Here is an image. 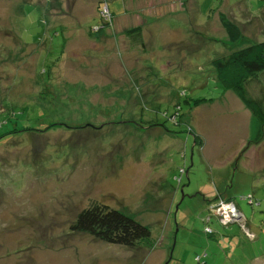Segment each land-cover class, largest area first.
I'll list each match as a JSON object with an SVG mask.
<instances>
[{"label": "rangeland", "instance_id": "obj_1", "mask_svg": "<svg viewBox=\"0 0 264 264\" xmlns=\"http://www.w3.org/2000/svg\"><path fill=\"white\" fill-rule=\"evenodd\" d=\"M93 1L0 0V264H264V128L211 66L264 40V0H104L111 26L88 40ZM246 89L261 99L264 75ZM93 205L153 247L71 232Z\"/></svg>", "mask_w": 264, "mask_h": 264}, {"label": "trees", "instance_id": "obj_2", "mask_svg": "<svg viewBox=\"0 0 264 264\" xmlns=\"http://www.w3.org/2000/svg\"><path fill=\"white\" fill-rule=\"evenodd\" d=\"M96 11L101 19L100 26L93 25L90 27V32L93 34L101 33L107 28H110L112 23V16L108 8L107 3L104 0H100ZM105 3V4H104ZM102 6V7H101ZM104 6V7H103ZM264 10V3L259 11ZM106 11V12H105ZM257 11V13L259 12ZM253 16V11L248 10ZM120 13V12H119ZM256 13V14H257ZM218 18L222 29L225 31L228 43L230 46H235L246 42L243 30L235 22L228 20L223 13H218ZM139 28L126 31L127 37L134 35H140ZM249 46L240 48L233 51L227 56L218 58L211 63L213 70V81L221 86L224 94L226 91H233L243 104L248 108L251 114L261 123V128H264V92L261 99H252L247 94L246 85L250 81H254L257 76L264 75V40L251 42ZM213 98L209 99H192L189 105L193 108H197L201 105L212 103ZM176 106V105H175ZM174 106V107H175ZM175 107L173 113L169 116L170 123L174 126H178L177 119L179 113H177ZM179 110V109H178ZM56 125V124H54ZM80 128V127H79ZM74 129V128H71ZM26 131V130H25ZM263 130L257 134L256 140L262 136ZM189 133H192L191 129H188ZM194 144L199 147L201 141L196 135H193ZM258 144L257 142H253ZM4 143H0V146ZM180 177L178 184L182 182L183 176H187V170L182 168L179 170ZM248 203L253 206L255 203L252 196L245 198ZM221 203H229L230 199H222ZM220 203V204H221ZM259 205V204H258ZM240 213V212H239ZM241 214V213H240ZM210 217H208L209 221ZM228 224V223H227ZM226 226V224H221ZM71 232H83L89 234V236L96 238L108 245H116L126 248H135L138 246H145L148 248L153 247V241L151 233L147 226L140 224L133 220L131 217L124 215L118 210L109 209L106 206L93 205L89 208L83 209L76 216L74 222L70 225Z\"/></svg>", "mask_w": 264, "mask_h": 264}, {"label": "crops", "instance_id": "obj_3", "mask_svg": "<svg viewBox=\"0 0 264 264\" xmlns=\"http://www.w3.org/2000/svg\"><path fill=\"white\" fill-rule=\"evenodd\" d=\"M93 2H94V5H93V6H91V7H90V5L87 6V11H86V12H87L88 15H87V19L85 20V22H86L88 19L91 18V16L93 15L92 11H93L94 9L97 8V5H98V4L96 3L97 0H95V1H93ZM75 28H76V27H75ZM75 30H77V31H78V30H81V32H84V30H82L80 27H78V28L72 30L71 32H74ZM127 30H128V29H127ZM73 37L78 39L79 35H76V36H72V37H70L69 40L71 41V43H72ZM87 37H88V38H87L88 40H92V39H93L92 36H91L90 29H89V31H88ZM70 46H71V45H70ZM227 92H228V91H227ZM225 93H226V92H225ZM225 93H224L223 95H225Z\"/></svg>", "mask_w": 264, "mask_h": 264}, {"label": "clouds", "instance_id": "obj_4", "mask_svg": "<svg viewBox=\"0 0 264 264\" xmlns=\"http://www.w3.org/2000/svg\"><path fill=\"white\" fill-rule=\"evenodd\" d=\"M227 205H225V206H228V205H232L233 206V209L231 208V209H228V210H230L229 212L231 213V214H229L231 217H232V215L234 216H238V215H236L239 211L236 209V207H235V205H234V203H233V201H231V202H229V203H226ZM222 207H223V204L221 205ZM233 210V211H232ZM234 212V213H232V212ZM229 215H227V216H229Z\"/></svg>", "mask_w": 264, "mask_h": 264}, {"label": "built area", "instance_id": "obj_5", "mask_svg": "<svg viewBox=\"0 0 264 264\" xmlns=\"http://www.w3.org/2000/svg\"><path fill=\"white\" fill-rule=\"evenodd\" d=\"M106 12V11H105ZM225 208H227V209H233V206L230 204V205H228L227 207L225 206ZM227 217V216H226Z\"/></svg>", "mask_w": 264, "mask_h": 264}, {"label": "bare ground", "instance_id": "obj_6", "mask_svg": "<svg viewBox=\"0 0 264 264\" xmlns=\"http://www.w3.org/2000/svg\"><path fill=\"white\" fill-rule=\"evenodd\" d=\"M79 89V88H78ZM67 91V90H66ZM77 93H79V90H78V92ZM69 94V93H68ZM90 94V93H89ZM77 95V94H76ZM77 106V105H76ZM78 110V109H77ZM80 110V109H79ZM78 114V113H77ZM86 115V114H85Z\"/></svg>", "mask_w": 264, "mask_h": 264}]
</instances>
